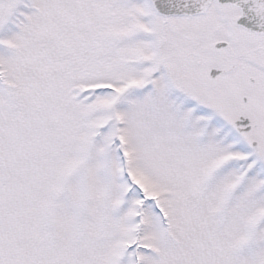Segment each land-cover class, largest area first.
<instances>
[{"label":"snow or ice","instance_id":"obj_1","mask_svg":"<svg viewBox=\"0 0 264 264\" xmlns=\"http://www.w3.org/2000/svg\"><path fill=\"white\" fill-rule=\"evenodd\" d=\"M0 264H264V0H0Z\"/></svg>","mask_w":264,"mask_h":264}]
</instances>
